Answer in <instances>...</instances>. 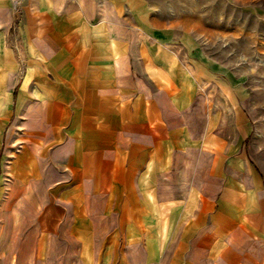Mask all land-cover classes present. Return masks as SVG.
<instances>
[{
    "label": "crops",
    "instance_id": "0c3cea01",
    "mask_svg": "<svg viewBox=\"0 0 264 264\" xmlns=\"http://www.w3.org/2000/svg\"><path fill=\"white\" fill-rule=\"evenodd\" d=\"M159 14L0 0V264H264L242 89Z\"/></svg>",
    "mask_w": 264,
    "mask_h": 264
},
{
    "label": "rangeland",
    "instance_id": "374dc122",
    "mask_svg": "<svg viewBox=\"0 0 264 264\" xmlns=\"http://www.w3.org/2000/svg\"><path fill=\"white\" fill-rule=\"evenodd\" d=\"M151 1L164 7L159 21L180 23L205 56L225 71L213 87L242 89L251 126L248 158L264 172V0Z\"/></svg>",
    "mask_w": 264,
    "mask_h": 264
}]
</instances>
